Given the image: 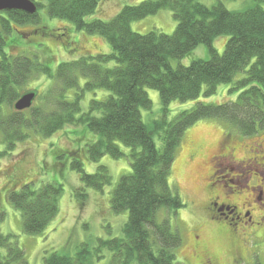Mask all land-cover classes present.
Segmentation results:
<instances>
[{"label":"trees","instance_id":"1","mask_svg":"<svg viewBox=\"0 0 264 264\" xmlns=\"http://www.w3.org/2000/svg\"><path fill=\"white\" fill-rule=\"evenodd\" d=\"M100 0H45L50 17L70 22L73 29L98 34L110 46V53L79 56L59 62L53 72L25 54L14 55L4 49L13 25L37 24V12L0 11V159L24 140L28 131L50 136L65 125L84 124L98 134L96 141L84 148L72 149L70 167L80 173L81 185L75 189L79 207L86 204V188L101 191L110 183L104 165L96 171L83 170L81 154L96 161L104 155L119 158L120 145L129 148L130 171L122 174L111 191L109 205L113 213L127 211L123 236L98 239L95 252L88 243L79 246L75 256L51 251L45 264H89V258L101 256V248L111 251L107 264H180L176 248L181 234L172 228L169 215H175L184 203L169 183L176 146L184 129L202 117L225 120L244 136L264 133V0L239 11L227 9L221 1L208 6L198 0H143L124 5L108 20L85 18L93 14ZM37 9L40 7L36 3ZM161 8L172 12L177 21L172 34L151 30L138 33L131 29L132 20L155 14ZM227 34L223 52L213 47L215 37ZM198 44L208 49L207 59H195L188 65L172 67L171 58L180 59ZM113 61V65L105 66ZM244 77L230 90H237L233 101L219 104L198 102L167 121L166 112L172 100L197 98L216 91L219 83H232L236 72ZM54 79L52 87L37 95L38 103L30 108L2 114V106L12 108L22 87L34 74ZM80 77L84 78L80 85ZM159 93L162 115L151 123L142 120L141 109L149 110L152 102L145 88ZM75 89L73 97L66 96ZM104 89L103 98H90L88 108L81 110L80 101L86 91ZM160 136L156 146L154 137ZM8 182H12L9 180ZM12 183L7 198L19 209L22 229L27 234L42 232L58 212L62 186L46 182ZM158 210H164L158 218ZM3 215L0 214V221ZM12 234L0 232V264H28L24 250Z\"/></svg>","mask_w":264,"mask_h":264},{"label":"rangeland","instance_id":"2","mask_svg":"<svg viewBox=\"0 0 264 264\" xmlns=\"http://www.w3.org/2000/svg\"><path fill=\"white\" fill-rule=\"evenodd\" d=\"M39 3L37 13L40 18L37 24L13 25L11 34L6 38L4 49L14 55L25 54L41 64L49 66L53 72L59 62L76 59L79 56H95L98 53H110L109 44L98 34H90L73 29L70 22L65 19L50 17L47 13L45 0H33ZM143 0H100L93 14L86 16V20L95 18L108 20L112 18L124 5H136ZM211 6L221 1L229 10L241 11L253 4V0H198ZM177 21L172 12L167 8H161L155 14L141 19L132 20L131 29L138 33H146L151 30L172 34ZM229 36L222 34L214 38L213 47L218 53H222ZM208 49L205 44H198L190 53L183 58H171L170 64L176 67L178 64L188 65L195 59H207ZM113 65V61L105 66ZM244 77V73L238 71L234 75L232 83H219L216 91L206 96L203 93L197 98L189 100L174 99L169 103L166 112V120H172L175 115L194 107L198 102L219 104L235 100L238 92L230 88L236 80ZM54 79L43 74H34L27 84L22 87V93L35 90L39 95L52 87ZM84 78L80 77V85ZM152 102L149 110L141 109L143 122L151 123L162 115L159 93L156 89L145 88ZM75 89H69L66 96L73 97ZM108 94L104 89L86 91L80 101L81 110L88 108L90 98H103ZM38 98L34 101L36 105ZM2 114L7 115L14 111L12 108L2 106ZM98 134L87 130L84 124L65 125L50 136H42L35 131H28V136L17 141L15 147L8 151L0 159V232L12 234L18 246L24 250L28 264H45L44 256L51 251L75 256L82 243H88L89 249L95 252L98 239H110L123 236V226L127 221L128 212L113 213L110 209L109 200L111 191L119 177L130 171L129 148L120 145L123 155L113 158L104 155L96 161L87 159L81 154L83 170L87 173L96 171L98 165H104L110 175V183L105 185L101 191L94 188H86L87 198L83 207L78 205V197L75 189L81 185L80 173L70 167L69 152L72 149L84 148L87 143L96 141ZM154 141L157 147L161 140L155 135ZM259 142L261 150L258 154L263 155L264 160V133L253 136H244L239 133L225 120L216 117H202L187 126L178 145L170 169L169 183L178 192L184 206L177 209L175 215L170 214L169 220L172 228L181 234V244L176 248V261L180 264H190V255L194 243V235L204 240L209 250L223 254L226 250L223 239L218 237L210 224L204 208L203 189L208 182L206 180L208 164L206 158L210 159L219 154L223 145L228 144L235 147L238 158L251 156V148ZM202 144V152L193 158L188 157L190 149ZM0 149L3 145L0 142ZM70 149V150H69ZM220 164V165H219ZM219 173L226 183L231 180L241 183L239 171L246 170L247 165L240 169L228 157L222 159L216 165ZM249 169L257 173L262 171L258 164H250ZM11 180L12 182H8ZM16 182L18 189L25 183H31L32 187L38 188L46 182L59 183L62 186L58 198V212L48 223L45 229L37 234H27L23 231L21 214L7 198V191L12 183ZM158 218L163 217L164 210H158ZM226 211V209H224ZM5 249L0 246V252ZM101 257L92 255L89 264H107L111 251L101 248ZM225 260V258H223ZM264 264V257L261 258ZM228 261V258H227Z\"/></svg>","mask_w":264,"mask_h":264},{"label":"flooded vegetation","instance_id":"3","mask_svg":"<svg viewBox=\"0 0 264 264\" xmlns=\"http://www.w3.org/2000/svg\"><path fill=\"white\" fill-rule=\"evenodd\" d=\"M202 144L194 145L189 156L202 152ZM261 144L251 148V156L238 158L235 147L223 145L219 154L210 159L203 191L204 210L216 235L223 239V254L209 250L208 244L194 235L190 264H261L264 257V160L258 154ZM230 158L238 168L258 164L262 171L249 169L239 171L241 183L225 182L216 165ZM220 165V164H219ZM226 209V211H224ZM225 258V260L223 259ZM228 258V261H227Z\"/></svg>","mask_w":264,"mask_h":264},{"label":"water","instance_id":"4","mask_svg":"<svg viewBox=\"0 0 264 264\" xmlns=\"http://www.w3.org/2000/svg\"><path fill=\"white\" fill-rule=\"evenodd\" d=\"M20 10L27 14L37 12L36 3L33 0H0V11L2 10ZM36 91L28 90L19 95L13 103L16 111H22L31 107L36 98Z\"/></svg>","mask_w":264,"mask_h":264}]
</instances>
